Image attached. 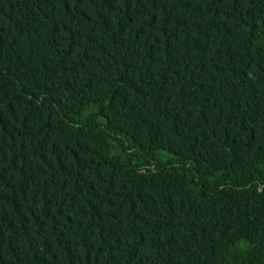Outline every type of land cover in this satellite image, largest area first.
I'll use <instances>...</instances> for the list:
<instances>
[{"label": "trees", "instance_id": "1", "mask_svg": "<svg viewBox=\"0 0 264 264\" xmlns=\"http://www.w3.org/2000/svg\"><path fill=\"white\" fill-rule=\"evenodd\" d=\"M0 264H264V0H0Z\"/></svg>", "mask_w": 264, "mask_h": 264}]
</instances>
